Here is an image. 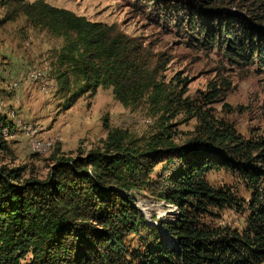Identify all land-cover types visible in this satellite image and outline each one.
I'll return each mask as SVG.
<instances>
[{"label": "trees", "instance_id": "trees-1", "mask_svg": "<svg viewBox=\"0 0 264 264\" xmlns=\"http://www.w3.org/2000/svg\"><path fill=\"white\" fill-rule=\"evenodd\" d=\"M144 2L147 15L172 20L188 47L264 73V0ZM1 7L10 11L5 20L21 14L62 40L50 68L63 111L82 96L91 99L99 88H110L124 108L144 101L161 119L187 114L197 125L181 145L164 123L141 146L129 141L127 131L107 129L102 148L59 157L43 180L25 178L24 167L1 165L0 264H264V137L244 139L204 109L220 98L221 89L210 84L196 105L183 98L186 80L177 95L161 80L168 61L114 25L90 22L45 0H0ZM5 128L14 131L0 115V153L8 151ZM221 170L239 177L247 201L209 184L207 175ZM131 191L176 208L174 221L163 225V236L175 247L143 225L123 195ZM232 208L248 214L240 231L202 221ZM140 228L146 230L143 239Z\"/></svg>", "mask_w": 264, "mask_h": 264}, {"label": "rangeland", "instance_id": "rangeland-1", "mask_svg": "<svg viewBox=\"0 0 264 264\" xmlns=\"http://www.w3.org/2000/svg\"><path fill=\"white\" fill-rule=\"evenodd\" d=\"M144 1L45 0L53 7L71 11L90 22L114 25L122 34L138 39L162 62L168 61L160 76L164 83L170 84L174 95L181 92L184 79L183 98L199 105L209 85L214 84L221 89L222 95L204 109L210 108L216 119L233 125L244 139L264 137V73L257 72L254 65L238 68L215 51L188 47L170 18L166 20L164 16L145 13ZM9 13L8 8H0V22L4 21L0 27V115L10 121L14 131L8 133L7 128L3 129L8 151L0 153V166L9 169L24 167L25 178L43 180L59 157H75L78 153L86 155L102 148L107 129L127 131L129 141H134L136 146L143 145L161 131L162 123L163 126L171 125L172 139L178 145L191 137L197 125L195 118L181 114L166 121L154 114L144 101L124 108L113 98L110 88H99L91 99L82 96L69 110L63 111L64 100L57 95L51 74L54 55L62 40L34 27L21 14L5 20ZM31 71L34 77L24 80L23 77ZM45 81L49 83L47 94L40 90L45 89ZM24 87L31 94L34 92V98L21 94L19 99ZM28 102H32L34 108L29 107ZM24 104L29 107H26L28 118L25 116V119L19 113ZM24 127L32 128V139L44 146V154L31 152V137ZM160 167L158 164L154 170L158 171ZM206 178L214 188L230 189L239 200L249 199L248 190L234 174L221 170L209 173ZM123 195L132 200L144 226L165 235L163 225L174 221L175 207L142 191ZM219 215L218 218L203 217L202 221L212 228L228 227L240 231L246 225L248 214L245 210L238 212L232 208L220 211ZM144 233L146 230L140 228V239L145 238ZM134 237L132 242L136 243L138 238ZM162 239L164 245L175 247L174 241L167 236Z\"/></svg>", "mask_w": 264, "mask_h": 264}, {"label": "crops", "instance_id": "crops-1", "mask_svg": "<svg viewBox=\"0 0 264 264\" xmlns=\"http://www.w3.org/2000/svg\"><path fill=\"white\" fill-rule=\"evenodd\" d=\"M28 84H29V83H28ZM26 86H27V84H26ZM27 89H28L27 87H24L23 90H21L22 92L20 91L21 93H20L19 96H18L19 99L21 98V97H20L21 94H23V97H24V96H25V97H29V98L31 97V99L34 98V92L31 94L30 91L27 90ZM23 100H24V98H23ZM10 104H11V103H10ZM31 104H32V102H31V103L28 102L29 107L32 108L34 105H33V104L31 105ZM26 107H27V109H29V107H28L27 105H25V104L22 105V106H21V110L19 111V113H21V115L24 117V119H25L26 117L28 118V116L26 115L27 112H25ZM33 108H34V107H33ZM25 116H26V117H25Z\"/></svg>", "mask_w": 264, "mask_h": 264}, {"label": "bare ground", "instance_id": "bare-ground-1", "mask_svg": "<svg viewBox=\"0 0 264 264\" xmlns=\"http://www.w3.org/2000/svg\"><path fill=\"white\" fill-rule=\"evenodd\" d=\"M33 80H35V79H33ZM51 83V82H50ZM48 87V82L47 81H45V83H44V88L46 89ZM30 129H32V128H29L28 127V129H26L25 127H24V130H27L26 131V133L27 134H30V137H31V147H33V150L34 151H41V153H36V154H42L43 153V150H42V148L44 147H41L40 145H39V143L37 142V141H33V139H32V137H33V135H34V132H32ZM24 133V132H23ZM28 136V135H27ZM47 145V144H46ZM48 146V145H47ZM47 150V149H46ZM45 152V151H44ZM35 154V155H36ZM44 154V153H43Z\"/></svg>", "mask_w": 264, "mask_h": 264}, {"label": "built area", "instance_id": "built-area-1", "mask_svg": "<svg viewBox=\"0 0 264 264\" xmlns=\"http://www.w3.org/2000/svg\"><path fill=\"white\" fill-rule=\"evenodd\" d=\"M31 77H34V72L33 71H31L30 73H28L25 77H23L24 78V80H30V78ZM40 79H42V78H39V80ZM16 85V84H15ZM17 86V85H16ZM48 87H49V83H48ZM48 87L46 88V89H40V90H44V94H47L48 92H47V89H48ZM30 150H31V152H33V153H41V151H34L33 150V147H31L30 148Z\"/></svg>", "mask_w": 264, "mask_h": 264}]
</instances>
